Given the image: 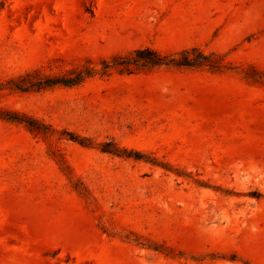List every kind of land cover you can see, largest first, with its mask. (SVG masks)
I'll use <instances>...</instances> for the list:
<instances>
[{"label": "rangeland", "instance_id": "rangeland-1", "mask_svg": "<svg viewBox=\"0 0 264 264\" xmlns=\"http://www.w3.org/2000/svg\"><path fill=\"white\" fill-rule=\"evenodd\" d=\"M145 47L228 69L0 92L140 158L0 120V264H264V0H0V83Z\"/></svg>", "mask_w": 264, "mask_h": 264}, {"label": "trees", "instance_id": "trees-1", "mask_svg": "<svg viewBox=\"0 0 264 264\" xmlns=\"http://www.w3.org/2000/svg\"><path fill=\"white\" fill-rule=\"evenodd\" d=\"M224 61V56L215 53L208 54L199 47H192L170 54H164L152 47H145L114 55L98 63L86 61L83 66L76 67L61 76H45L41 70L36 69L0 83V92L6 89L21 93L43 92L55 87L79 86L96 77L109 78L114 74L121 76L145 74L163 67L175 69L208 68L221 73L228 69ZM0 120L24 125L31 133L51 142L53 140L68 139L85 148H99L102 152L115 156L140 159L137 154L119 148L114 142L96 144L91 139L73 133L58 132L52 126L25 113L0 109ZM62 165H66L63 159Z\"/></svg>", "mask_w": 264, "mask_h": 264}]
</instances>
